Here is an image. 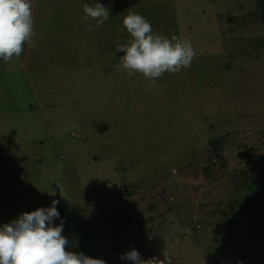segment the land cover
<instances>
[{"label":"rangeland","instance_id":"1","mask_svg":"<svg viewBox=\"0 0 264 264\" xmlns=\"http://www.w3.org/2000/svg\"><path fill=\"white\" fill-rule=\"evenodd\" d=\"M96 2L110 9L102 26L82 19L84 3ZM174 2L31 0L34 46L0 58V226L55 199L63 217L105 225L100 241L83 247L107 264H133L119 258L132 248L144 259L165 251L172 264H264L258 7ZM128 11L191 41L197 86L182 85V69L176 81L127 75L117 46L131 38ZM248 182L260 185L252 211Z\"/></svg>","mask_w":264,"mask_h":264},{"label":"clouds","instance_id":"2","mask_svg":"<svg viewBox=\"0 0 264 264\" xmlns=\"http://www.w3.org/2000/svg\"><path fill=\"white\" fill-rule=\"evenodd\" d=\"M83 12L82 19L92 18L97 26L110 18V9L99 2L84 3ZM123 25L131 38L118 43L117 50L124 53L120 67L129 77L139 73L154 79L165 72L175 74L191 67L196 52L187 38H169L155 32L151 21L139 12L128 11ZM35 37L31 0H0V58L7 63L20 57L25 44L34 46ZM58 203L54 199L50 207L22 212L0 226V264H107L102 258L69 250V240L62 234L64 222L57 210ZM55 219L61 222L54 224ZM162 256L144 259L132 248L119 258L133 264H172L167 252L162 251Z\"/></svg>","mask_w":264,"mask_h":264},{"label":"trees","instance_id":"3","mask_svg":"<svg viewBox=\"0 0 264 264\" xmlns=\"http://www.w3.org/2000/svg\"><path fill=\"white\" fill-rule=\"evenodd\" d=\"M165 1L168 4L171 3V5L175 6L174 0H165ZM172 2H173V4H172ZM255 2H256V5L258 7V10H259L261 23L264 27V0H255ZM171 10H172V8L167 9L168 13H170ZM167 15H169V14H167ZM160 19H163V18L161 17ZM168 26L172 27V25H168ZM189 26H191V25H189ZM167 35L170 37V34H167ZM254 41L259 42L260 39L256 38V40H254ZM198 70H199V68L197 66V61L194 62V60H193L190 68H187V69L182 68V72H183L182 73V76H183L182 80L183 81L179 78H178V81L179 82L182 81L183 86H185V84H188V86H197L198 84H194L191 82H194L197 80ZM140 76H143V75H140ZM162 79H164V80L170 79V80L176 81V79L173 77V74H170L167 72H165L161 77L149 79V81H151V80H160L161 81ZM163 90H164V93H168L167 92L168 89H163ZM168 91L170 93H173L171 90H168ZM183 95H180L178 99L182 98ZM185 98H186V100H188L186 92H185ZM210 144L212 146V152L214 153V155L216 157H218V159H220V160L223 159V158H221L220 152H219L220 140L219 139L211 140ZM263 178H264V175L261 176V179H263ZM244 188H245L244 191L246 190V195L244 196V198H246L245 206L247 205V207H245V208L252 211V208H251L252 204H255L257 201H259V198H257L256 194H257V191H259L260 185L256 184V186L253 187L251 182H248L246 185H244ZM261 188H262V185H261ZM247 190H251V191L247 192ZM60 215H62V214H60ZM61 218H63V222H64V231L62 234L65 235L69 240V246H68L69 250L87 253L91 257L98 258L96 251H92V252L87 251L86 252V250L84 249L83 246L87 245V242L89 240L91 241V243H93V245H96L98 243V241H100V239L102 238V236L104 234L105 225L90 223L88 219H84L79 215H78V217H75L72 214L68 215V217H63V215H62ZM100 221H101V219H99V222ZM60 222L56 219L55 224H59Z\"/></svg>","mask_w":264,"mask_h":264},{"label":"water","instance_id":"4","mask_svg":"<svg viewBox=\"0 0 264 264\" xmlns=\"http://www.w3.org/2000/svg\"><path fill=\"white\" fill-rule=\"evenodd\" d=\"M108 125L107 124H102V126H100L99 130L103 131ZM59 192V190L57 189V193ZM58 196V194H57Z\"/></svg>","mask_w":264,"mask_h":264},{"label":"flooded vegetation","instance_id":"5","mask_svg":"<svg viewBox=\"0 0 264 264\" xmlns=\"http://www.w3.org/2000/svg\"><path fill=\"white\" fill-rule=\"evenodd\" d=\"M101 124V123H100ZM61 208V202L59 203V206H58V211H59V209ZM62 214V213H61Z\"/></svg>","mask_w":264,"mask_h":264}]
</instances>
